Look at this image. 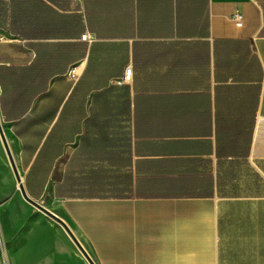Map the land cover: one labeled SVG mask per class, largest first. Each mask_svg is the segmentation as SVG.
Returning a JSON list of instances; mask_svg holds the SVG:
<instances>
[{
	"label": "crops",
	"instance_id": "0c3cea01",
	"mask_svg": "<svg viewBox=\"0 0 264 264\" xmlns=\"http://www.w3.org/2000/svg\"><path fill=\"white\" fill-rule=\"evenodd\" d=\"M2 8L0 116L23 186L94 264H264V0ZM39 218L13 264H89Z\"/></svg>",
	"mask_w": 264,
	"mask_h": 264
},
{
	"label": "rangeland",
	"instance_id": "374dc122",
	"mask_svg": "<svg viewBox=\"0 0 264 264\" xmlns=\"http://www.w3.org/2000/svg\"><path fill=\"white\" fill-rule=\"evenodd\" d=\"M9 20L7 13L2 8L0 12V32L9 29V27L2 24L9 23ZM4 131L12 151L10 136L5 128ZM40 204L47 207L42 201ZM11 210L19 216L18 221L17 219L11 220L9 213ZM8 216L9 218H7L6 223L5 218ZM39 217L51 220L59 225L23 199L0 137V264H13L10 252L8 251L11 243L24 244L36 242L34 241L35 231L39 234L43 233V230L46 229L45 224ZM42 242L39 241L38 243Z\"/></svg>",
	"mask_w": 264,
	"mask_h": 264
},
{
	"label": "water",
	"instance_id": "95a60500",
	"mask_svg": "<svg viewBox=\"0 0 264 264\" xmlns=\"http://www.w3.org/2000/svg\"><path fill=\"white\" fill-rule=\"evenodd\" d=\"M0 137L2 140V143L4 145L5 151L7 153L9 162L11 164V167L13 169L14 175L16 177L17 183H18V188L23 196V198L25 199V201H27L30 205L34 206L36 209H38L39 211H41L42 213H44L45 215H47L49 218H51L52 220H54L56 223H58L59 225H61L63 227V229L66 231V233L69 235V237L72 239V241L75 243V245L79 248V250L82 252V254L84 255V257L86 258V260L89 262V264H94V262L92 261V259L89 257V255L86 253V251L83 249L82 245L80 244V242L78 241V239L75 237V235L73 234V232L71 231V229L68 227V225L60 218L58 217L56 214H54L53 212L49 211L46 207H44L42 204L34 201L33 199H31L27 193L26 190L23 186V182H22V178L21 175L17 169L11 148L9 146L7 137L5 135V131L2 125V120H1V116H0Z\"/></svg>",
	"mask_w": 264,
	"mask_h": 264
},
{
	"label": "built area",
	"instance_id": "2783aa9c",
	"mask_svg": "<svg viewBox=\"0 0 264 264\" xmlns=\"http://www.w3.org/2000/svg\"><path fill=\"white\" fill-rule=\"evenodd\" d=\"M232 20L234 21V23L236 24L237 27H242L243 26V23H244V16H243V13L240 12V11H235L233 16H232ZM83 40H87V35H84L83 37ZM132 75H133V71L131 68H128L126 70V73H125V81L129 82L131 81V78H132ZM68 77L75 81L78 77V73H77V67H72L68 73Z\"/></svg>",
	"mask_w": 264,
	"mask_h": 264
}]
</instances>
